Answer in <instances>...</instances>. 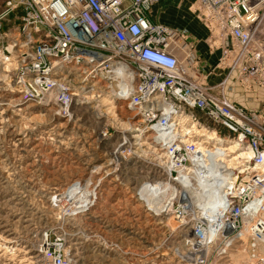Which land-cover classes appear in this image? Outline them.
Wrapping results in <instances>:
<instances>
[{
	"label": "built area",
	"instance_id": "2783aa9c",
	"mask_svg": "<svg viewBox=\"0 0 264 264\" xmlns=\"http://www.w3.org/2000/svg\"><path fill=\"white\" fill-rule=\"evenodd\" d=\"M172 2L190 4L207 32L214 66L187 27L153 15L154 7ZM12 14L18 25L6 33L4 53L16 63L13 81L21 102L47 104L71 120L78 101L109 92L116 118L130 123L125 129L116 120L100 133L109 138V183H120L155 216L171 214L190 264H207L219 241V253L227 254L242 240L251 263L264 264V0H5L0 26ZM237 96L258 106L247 107ZM183 114L200 128L214 125L219 136L238 141L252 156L230 167L214 145L181 122ZM207 173L217 185L209 188L210 210L195 208L188 191ZM75 201L52 200L62 220L54 236L42 234V264H71L73 234L64 219L78 216ZM212 227L222 235L214 243L206 239Z\"/></svg>",
	"mask_w": 264,
	"mask_h": 264
},
{
	"label": "rangeland",
	"instance_id": "374dc122",
	"mask_svg": "<svg viewBox=\"0 0 264 264\" xmlns=\"http://www.w3.org/2000/svg\"><path fill=\"white\" fill-rule=\"evenodd\" d=\"M4 1L0 0V10ZM179 4L168 3V8L161 10L156 6L152 13L169 26L193 30L196 49L209 66H214L217 58L209 53L203 24L189 10L190 4ZM17 25L12 14L0 26V264H42V234L50 231L54 236L62 220V209L52 200L66 193L78 178L86 179L97 169L100 173L88 179L100 184L97 205L91 212L64 219L66 229L73 234L68 243L70 263L190 264L182 233L172 229L171 214L155 216L124 192L120 183L114 186L102 177L109 169V138L102 140L100 133L126 120L109 113V100L78 101L71 120L47 104L20 101L13 81L15 62L3 58L9 41L6 33ZM209 127L211 132L215 130L214 125ZM221 147L227 149V145ZM217 152V156L223 155L219 149ZM128 173L136 174L134 169ZM67 199L63 195L61 201ZM236 244L227 254L219 253L221 241L214 244L207 264H246L247 259L239 262L237 257L244 252L249 255V246L243 240Z\"/></svg>",
	"mask_w": 264,
	"mask_h": 264
},
{
	"label": "bare ground",
	"instance_id": "6f19581e",
	"mask_svg": "<svg viewBox=\"0 0 264 264\" xmlns=\"http://www.w3.org/2000/svg\"><path fill=\"white\" fill-rule=\"evenodd\" d=\"M0 56H1V54H0ZM3 58H5V57H3ZM7 60L13 61L14 59L9 57V58H7ZM7 64H9V63L6 62V66H7ZM15 64L16 63H14V65ZM111 98L112 97L109 95V92L108 93L104 92L103 94L98 95L95 101L100 102L102 100H109V113L111 114V112L115 113V106H114L115 103H114V101L111 100ZM30 104H33V103H30ZM98 115H101V114L98 113ZM180 120L183 124L184 123L189 124V126L195 130L197 135L202 136L201 138H202L203 142H207L211 145H214L213 148H216L215 149L216 153H219V152H217L219 149V151H221L220 153L223 154L220 158H222L224 161H227V164L230 167L235 166L236 163H239V162L242 163L244 161V158L248 159L252 156V151L248 148H243V146H241L238 141L233 140V139H229V138H223V137L219 136L215 131L211 132V130H207V129L198 127L195 124V122L192 120L190 115L183 114L180 117ZM119 125L122 127H125V129L130 127L129 122L120 121ZM207 143H205V144H207ZM225 145H227V149H225L224 147H221V146H225ZM201 147L203 148L204 146L201 145ZM107 163H109V161ZM101 165H103V164H101ZM100 170L101 169H97L93 174L91 173L90 176L86 179H84L83 177L78 178L75 182H73L71 188L69 189L70 192H69V195L67 197L69 199H75L76 204L80 203L79 208H81V209L80 210H79V208L76 209V211L78 210V212H77L78 215H80L83 212L85 214V211H87V209L85 207H83L84 206L83 202H86V200L89 202L88 204L90 205V207H88L89 209H88L87 213L91 212L98 203L100 184H99V182L94 183L93 181H88V179L93 180V178L96 177L95 175L100 173ZM190 173H193V172H190ZM197 174L198 173H196V175ZM215 174L218 176L221 175L220 172H216ZM210 176H211V174H209V173H207L205 175L199 174L196 182L188 188V191L191 194V198H192V199H190V203L193 202L195 208H197V206H200L201 208H204L206 210H210L214 205L213 199H211V197H210L211 189H209V188L217 187V185L215 184V180L213 181V178ZM102 177H107V179H109V169L106 171L105 175H103ZM85 181H86V183H85ZM67 192L62 193L60 195H56L57 199L59 201H61L63 195H66ZM95 196H96V199L93 201L92 198ZM145 198L149 202V205L152 207L153 199L148 195H145ZM78 199H80V200H78ZM170 220H171V218H170ZM217 231H218L217 227H212V230L208 231V235L206 238L207 241L208 240L213 241L216 239L219 240V237L222 235L219 236L218 235L219 232H218V234L216 233ZM248 236H249L248 229H247V227H245L242 231V238L246 241ZM200 241H202V240H200ZM210 248H211V246L209 244L208 249L210 250ZM238 256L239 257H237V256L236 257H237L239 262L247 259L246 264H252L251 263V257L248 254H246L245 252L241 253ZM106 259H107V257H106Z\"/></svg>",
	"mask_w": 264,
	"mask_h": 264
},
{
	"label": "crops",
	"instance_id": "0c3cea01",
	"mask_svg": "<svg viewBox=\"0 0 264 264\" xmlns=\"http://www.w3.org/2000/svg\"><path fill=\"white\" fill-rule=\"evenodd\" d=\"M166 8H168V7H166ZM186 25V24H185ZM187 28L189 29V27L187 26ZM205 29V28H204ZM190 31H191V29H189ZM193 31V30H192ZM191 31V33L192 34H194V31L192 32ZM239 100L244 104V105H246L247 107H254V108H256L257 106H258V103L257 102H255V101H252V100H248V99H246V98H244V97H239Z\"/></svg>",
	"mask_w": 264,
	"mask_h": 264
}]
</instances>
